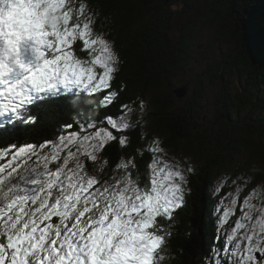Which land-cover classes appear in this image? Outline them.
<instances>
[{
  "label": "snow or ice",
  "instance_id": "snow-or-ice-1",
  "mask_svg": "<svg viewBox=\"0 0 264 264\" xmlns=\"http://www.w3.org/2000/svg\"><path fill=\"white\" fill-rule=\"evenodd\" d=\"M60 3L63 22L45 32L41 47L29 53L27 45L21 46V70L0 79V116L19 118L38 98L61 88L99 95L101 107L118 99L112 82L120 57L114 43L94 30L96 13L85 3ZM77 47L87 59L76 54ZM121 108L116 118L90 117L79 131L69 124L68 134L56 142L13 149L11 160L20 158L23 166L0 175V264H162L175 214L190 192L193 168L162 160L163 149L154 140L143 181L134 158H121L113 173L103 176L109 165L102 156L106 147L117 140L122 147L128 143L127 136L114 132L130 128L127 117L134 109ZM24 119L36 121L30 114ZM33 157L34 166L29 163ZM85 161L98 164V170L89 172ZM254 197L255 189L244 198L245 210L229 232L218 231L223 246L213 247L209 264H264V197L259 206ZM236 204L232 199L219 209L218 229L229 224Z\"/></svg>",
  "mask_w": 264,
  "mask_h": 264
},
{
  "label": "trees",
  "instance_id": "trees-1",
  "mask_svg": "<svg viewBox=\"0 0 264 264\" xmlns=\"http://www.w3.org/2000/svg\"><path fill=\"white\" fill-rule=\"evenodd\" d=\"M75 1L78 5L85 3L96 13L93 27L98 33L114 41L115 50L121 61L120 71L112 82V89L118 90V99L111 106L101 107L99 95L84 91L62 90L45 95L42 101L29 107L28 112H21L19 118L11 116L14 125L5 126V120H0V151L10 150L26 143L39 145L45 141L56 142L60 135L68 134L69 124L73 126V131H79L78 125L86 124L90 117L103 120L106 115L111 114L116 118L124 111L122 105L127 104L135 111L140 109L141 102L146 99L154 106L156 111L154 119L157 129L165 134L166 147L176 146L181 139L193 140L191 110L177 104L172 78L190 63L192 31L196 28L195 23L189 32L180 37V44L176 47L171 46L169 41L171 23L167 16L172 13V4L169 0ZM205 2V11L198 13L196 21L218 25L219 32L223 35L219 38H225L226 42H232L235 47L237 46L236 49L228 52L231 60L235 61L231 64L230 72L234 69L242 71L243 78H246V83L249 85L243 86L250 95L246 105L250 108H258L249 117V135L252 138L255 131H259L256 129V124L251 121L258 120L264 136V107L259 109L255 105L256 100L264 103V0H234L233 3L205 0ZM152 7L158 10L151 13ZM222 13L226 17L219 20V15ZM240 42L242 45L248 43L250 46L244 54L235 52L240 47ZM76 54L82 55L79 47L76 49ZM227 62L229 61L221 64L225 65ZM248 64L252 66L249 68ZM201 97L202 95L199 94V98ZM188 103L193 104L191 101ZM29 114L36 117L35 123L24 122V118ZM252 116L256 118L251 119ZM143 119L141 114L138 120L140 123H134L133 128L127 131L128 143L125 146H120L117 140L110 142L106 147L102 156L109 160V165L105 167L103 176H110L115 164L121 158H134L141 180L145 179L152 153L148 151L150 136L144 130L145 127L141 122L144 121ZM236 123L234 124L232 116L228 117L229 127L224 132L222 147L230 148L227 139L237 140L240 136L239 121ZM262 135L259 146L264 151ZM61 155H66V152ZM85 162L89 172L98 170V164ZM51 166L54 168V164ZM219 167L223 166L219 165ZM207 172L209 175L207 178L205 175L202 179L205 187L201 188L199 198L196 199L192 195L193 190H190L185 205L175 214L171 239L162 252L165 256L162 264H207L205 257H212L213 247L223 246L222 241L216 236L217 224L213 216L214 205L218 199V195L211 190V178L213 179L215 174L210 167ZM194 183L195 181H192L193 186ZM162 223L167 226L169 222L162 221Z\"/></svg>",
  "mask_w": 264,
  "mask_h": 264
},
{
  "label": "rangeland",
  "instance_id": "rangeland-1",
  "mask_svg": "<svg viewBox=\"0 0 264 264\" xmlns=\"http://www.w3.org/2000/svg\"><path fill=\"white\" fill-rule=\"evenodd\" d=\"M223 1L225 3H233L234 0ZM169 2L172 4V13H169L167 16L171 23V32L169 31L171 46L178 47L180 37L189 32L194 23V26H196L192 31L193 41L190 48V63L172 78L174 88L183 87L187 84L188 93L182 98H178L177 96L176 98L178 105L189 111L191 110L194 139H181L176 146L172 148L166 147L164 145L165 134L157 129L154 119L156 111L154 106L148 102V99L142 101L144 103L143 112L140 109H135V111L133 110L128 115L130 128L123 133L114 132V134L117 136H127V131L133 128L134 123H137L142 114L144 121L141 122L145 127L144 130L150 136L148 146L154 140L158 141L159 146L163 149V152L160 154L162 160L168 163L179 162L182 166H192L193 172L188 174L190 181L188 188L193 190L192 195L196 199L199 198L201 188L205 187L202 179L205 175H207L206 178L208 177L209 173L207 170L210 167L215 174L213 179L211 178V190L214 194L218 195L213 213L215 223L217 224L216 236L218 237V231L229 232L231 227L234 226V221L241 218L246 207L243 204V200L253 189H255L253 203L259 206L261 198L264 197V151L259 146L263 129L258 120H251L256 124L257 128H255L260 132L255 131V135L252 138L249 135V117L258 108H250L249 105H246L250 95L243 86L249 85L246 83V78H243L242 71L234 69L230 72L231 64H234L235 61L231 60L228 52L231 49H236L237 46L235 47L232 42H226L225 38H219V36L223 35L220 34L218 25L211 22L201 23L196 21L198 13L205 11V0H169ZM186 3L189 5H186ZM74 7H78L75 0ZM161 8L165 9L163 6ZM152 9L151 13L158 10L153 7ZM223 17H226V15L224 13L220 14L219 20ZM94 30L97 32L95 28ZM224 32L227 34L225 30ZM110 41L114 43L111 38ZM239 44L240 47L237 51L235 50L237 54H240V52L244 54L250 47L248 43L242 45L240 42ZM78 56L87 59L84 52H82V55L78 54ZM225 61L229 62L225 63V65L221 64ZM251 66V64H248L249 68ZM222 76L223 78H221ZM62 90L66 91L61 88L59 92ZM78 91L81 92L82 90ZM243 92L246 94H243ZM199 94L202 95L201 98H199ZM188 101H191L193 104H189ZM255 105L259 109L264 107V103H260L258 100H256ZM229 116H232L234 119V124H237L236 121H239L238 134L240 136H238L237 140L235 138H228L227 142L230 148H224L221 145L223 144V136L225 137L224 132L229 127L227 124ZM0 118H3V116H0ZM253 118L256 117L252 116L251 119ZM103 126L107 125L104 124ZM263 137L262 135V140ZM0 153H4V155H0V167L5 169L0 175L7 176V173L11 171L14 165L23 166V161L20 158L16 161L11 160L14 154L13 150L8 149L0 151ZM29 163L34 166L36 163L35 157ZM219 165L223 167H219ZM50 167L52 166L50 165ZM17 170L19 171V168ZM192 181H195V186L192 185ZM208 183L210 182L208 181ZM238 187L240 188L239 193L236 192ZM232 199H236L237 204L234 206L233 215L229 218L230 222L224 225L222 229H218L219 221L217 217L222 216V212L219 209L229 206ZM220 240L223 245V239ZM205 260L209 264V257H205Z\"/></svg>",
  "mask_w": 264,
  "mask_h": 264
},
{
  "label": "clouds",
  "instance_id": "clouds-1",
  "mask_svg": "<svg viewBox=\"0 0 264 264\" xmlns=\"http://www.w3.org/2000/svg\"><path fill=\"white\" fill-rule=\"evenodd\" d=\"M61 8L60 0H0V79L21 70V46L30 53L41 47L46 31L58 28Z\"/></svg>",
  "mask_w": 264,
  "mask_h": 264
},
{
  "label": "water",
  "instance_id": "water-1",
  "mask_svg": "<svg viewBox=\"0 0 264 264\" xmlns=\"http://www.w3.org/2000/svg\"><path fill=\"white\" fill-rule=\"evenodd\" d=\"M173 92L178 98L184 97V95L188 93L187 84L186 86L184 85L183 87L179 86V87L174 88Z\"/></svg>",
  "mask_w": 264,
  "mask_h": 264
},
{
  "label": "bare ground",
  "instance_id": "bare-ground-1",
  "mask_svg": "<svg viewBox=\"0 0 264 264\" xmlns=\"http://www.w3.org/2000/svg\"><path fill=\"white\" fill-rule=\"evenodd\" d=\"M39 101H42V99L40 100L39 98L35 101V103L33 104V105H36V103H38ZM33 105L32 106H29V107H33ZM27 116V115H26ZM13 118V117H12ZM3 119L5 120V122H6V125L5 126H7V125H14L15 123H14V121H12L11 119H10V117H9V115L8 116H3ZM14 149V148H13ZM13 149H10V150H13Z\"/></svg>",
  "mask_w": 264,
  "mask_h": 264
}]
</instances>
